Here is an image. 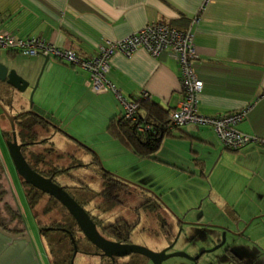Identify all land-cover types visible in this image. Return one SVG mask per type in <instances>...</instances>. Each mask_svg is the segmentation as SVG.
Here are the masks:
<instances>
[{
	"label": "crops",
	"instance_id": "obj_1",
	"mask_svg": "<svg viewBox=\"0 0 264 264\" xmlns=\"http://www.w3.org/2000/svg\"><path fill=\"white\" fill-rule=\"evenodd\" d=\"M202 4L205 7L200 10ZM0 18V28L14 36H42L80 57L94 54L98 42L122 38L150 21L162 20L176 28L190 29L199 53L197 76L203 82L198 111L222 115L250 107L236 128L260 142L233 150V155L239 164L236 173L249 177L254 184L251 191L264 194V0H0ZM42 61L41 55L0 49V62L29 82L27 89L19 92L0 81V103L10 114L31 108L52 122L32 126L38 140L48 136L41 139L45 143L41 147L53 152H64L75 145L89 152L109 148L131 155L135 161L141 159L108 133L109 122L122 116L121 103L112 92H93L84 70L52 57L39 75ZM110 63L106 77L126 98L142 97L146 91L149 100L165 110L175 108L180 101L179 66L172 54L153 57L138 48L129 57L115 53ZM139 112L144 114L142 109ZM3 130L0 120V133ZM219 146L227 149L211 127L185 124L171 129V135L163 137L157 151L146 158L174 166L189 161L194 167L191 172L204 176ZM91 156L94 162V154ZM88 160L81 164L92 163L90 157ZM107 168L116 173L121 169ZM230 205L244 221L241 214L264 212L261 208L243 212L235 202ZM230 220L232 224L235 218ZM9 233L26 237L27 231L23 227L22 232ZM0 235V264H60L68 253L65 249L57 260L40 230L38 238ZM236 254L249 264L243 255Z\"/></svg>",
	"mask_w": 264,
	"mask_h": 264
},
{
	"label": "rangeland",
	"instance_id": "obj_2",
	"mask_svg": "<svg viewBox=\"0 0 264 264\" xmlns=\"http://www.w3.org/2000/svg\"><path fill=\"white\" fill-rule=\"evenodd\" d=\"M0 120L4 130L9 132L10 124L4 114L1 115ZM72 139L76 138L72 137ZM44 144H36L30 149L39 151ZM63 146L65 148V145ZM68 149L64 152L56 149L58 153L51 152L47 158L52 164H59L62 168L68 166L65 177H60L59 181L80 186L76 194L79 193L80 197L88 200L87 208L98 224H101V231L105 235L110 233L104 231L103 226L113 224L117 218L122 216L131 224L140 216L141 223L132 230L126 243L142 245L152 250L163 248L168 239L165 238L162 227L148 217L151 206L158 202L168 212L174 213L172 208H175L179 220H183L182 216L185 217L183 224L172 227L173 233L178 238L171 246V252L183 251L194 256L202 250L214 247L217 236L221 238L223 225L229 226L230 229L243 230L245 236L226 233L224 244L203 253L197 262L182 256H171L163 260L162 264H237V261L226 251L227 247L243 255L249 264H264V212L255 216L248 213L241 214L246 218L244 221L237 216V210L230 205L235 202L243 212L256 208L264 211V194H255L251 191L254 184L249 181V177L236 173L239 164L236 162L237 157L233 155V150L219 146L217 149L219 151L214 154L206 173L200 176L199 172H191L194 167L189 161L174 166L158 162L153 157L135 161L131 155L109 148L101 152L95 150L89 152L75 145ZM92 153L97 156V162L91 161ZM89 157L92 163L81 165L82 160L89 162ZM107 166H117L121 169L116 173L110 171ZM100 171L112 172L122 182L118 190L119 203L115 204L113 209L100 208V199L93 196L89 190L98 192L101 188ZM18 179L0 133V221L10 229L19 230L24 227L28 238H38L40 226L38 227L36 220L41 226L68 221L67 211L41 192L35 205L30 208ZM233 217L235 221L231 224L230 219ZM40 231L58 256L57 260L65 249L68 251V256L70 255L72 246L64 230H52L47 233ZM73 232L79 246L82 245L85 239L82 233L75 228ZM158 235L163 238L159 240ZM101 262V257L81 252H77L73 260V264H101ZM141 264L153 263L143 258Z\"/></svg>",
	"mask_w": 264,
	"mask_h": 264
},
{
	"label": "built area",
	"instance_id": "obj_3",
	"mask_svg": "<svg viewBox=\"0 0 264 264\" xmlns=\"http://www.w3.org/2000/svg\"><path fill=\"white\" fill-rule=\"evenodd\" d=\"M204 7L205 4H202L200 10ZM138 48H143L153 57L168 52L179 66L181 99L177 106L169 111L170 128L185 124L207 125L212 128L218 142L231 150H239L249 143L260 142L256 136L243 133L236 128V125L246 117L249 106L222 115H203L198 111L203 82L197 76L196 63L199 53L190 29L176 28L162 20L150 21L122 38L98 42L94 54L80 57L74 50L60 47L42 36L17 37L0 28V49L28 56L48 55L79 67L87 73L92 91L112 92L121 103L124 120L135 122L137 130L143 131L150 126L139 120V103L141 99L149 100L150 94L143 91L142 97L126 98L106 77L111 68V57L115 53L129 57Z\"/></svg>",
	"mask_w": 264,
	"mask_h": 264
},
{
	"label": "water",
	"instance_id": "obj_4",
	"mask_svg": "<svg viewBox=\"0 0 264 264\" xmlns=\"http://www.w3.org/2000/svg\"><path fill=\"white\" fill-rule=\"evenodd\" d=\"M41 56H43V61L40 67L39 75L49 65L48 63L49 56L48 55H41ZM39 75L35 81V84L31 88V92L29 94L30 104L32 103V93L34 92L38 84ZM0 81L5 82L6 84L10 85L13 89L19 92H24L29 85V82L25 78L18 75L13 68H9L7 65H5L2 62H0ZM0 109L4 114V116L8 119L10 124L11 139L6 140L5 144L17 175L21 177L23 179V182H25L26 184L57 200L67 210L69 215L73 218L78 229L80 230L82 235L86 238V240L89 241L96 249L99 250L98 254L103 255L109 259H113L115 257H123L132 253H138L148 257L153 264H161L163 260L171 256H183L191 261H196L201 254L208 251H212L217 247H220L224 243L225 232H222L220 243H218L217 245H215L210 249L200 251L198 254L191 256L183 251H173L168 253L166 252L167 248L161 249L159 251H154L142 245L114 241L112 239L106 238L104 235L100 233V231L96 226V223L93 221L89 213L64 189V187L54 182L51 176L42 175L41 173L33 169L30 166V164L27 162L21 151L23 144L17 142L16 130H15L16 128L15 120L17 119V116H21L27 113H33L39 118L45 119L51 125L52 122L44 118L41 114H39L38 112L34 111L31 108L24 110L22 112H18L17 114H10L5 109V107L0 103ZM235 226L237 227L236 223ZM64 230L69 234L70 240L73 244V251L69 261V264H73L74 257L77 253V247L74 241L75 239L69 230L67 229ZM236 230L237 229H234V231ZM234 231L232 230L230 232L237 235L241 233V232L234 233ZM0 232L10 237H21V238L29 239L28 237H25V235L21 233L10 234L9 231L3 229L2 227H0Z\"/></svg>",
	"mask_w": 264,
	"mask_h": 264
},
{
	"label": "flooded vegetation",
	"instance_id": "obj_5",
	"mask_svg": "<svg viewBox=\"0 0 264 264\" xmlns=\"http://www.w3.org/2000/svg\"><path fill=\"white\" fill-rule=\"evenodd\" d=\"M0 112H1V114H3L1 110H0ZM18 120L19 119L17 118L15 121H18ZM44 122H46V120H44ZM15 130H16L17 142L23 144L22 148H21V151H22L25 159L27 160V162L30 164V166L33 169H35L36 171H38L42 175L51 176L52 180L54 182H56L57 184L63 186L64 189L89 213V215L91 216L93 221L96 223V226H97L98 230L100 231V233L102 235H104L106 238L112 239L114 241H120V242L129 241L130 233L132 232V230L139 223H141L140 216H138V218H136L135 221L132 222L131 224L122 216H121V218H117L115 220V222L113 223L114 227H115L114 232L112 234L105 235L104 232L101 231L102 230L101 224L100 225L98 224V221L96 220V218L94 217L92 212L89 210V208H87V205H86L87 203L86 202L88 200L84 199L83 197H80L78 195L79 193L76 194V191H78L77 188L80 187V186L79 185L75 186V185H71L69 183H65V182L63 183V182L59 181L60 177H63V176L65 177V173H67V171L66 172L65 171H61L62 167L59 164L55 165V164H52L49 161V158H47V156L50 155L51 152H53L51 150V148H48L46 146V147H42L41 150H39V151H35L33 149H30V147H33L36 144H40V143L42 144L41 139L47 140L48 136H45V137L41 138L40 140H38L37 137L33 133L34 131L29 132V131H26V130L20 128V127H16ZM1 136H2V140H4V141L11 139V130L9 132L8 131H6V132L2 131L1 132ZM63 168H65V170H66L68 167L65 166ZM18 178H19L18 179L19 185H20L21 189L23 190V187H24V185L22 183L23 179L21 177H19V176H18ZM27 187L31 188L30 190H32V191H38L35 188L30 187V185H28ZM105 188H106V186L103 183L101 189L98 192H102ZM73 190H75V192ZM118 190H119V188L116 190L117 191L116 193L119 195ZM43 194H45V193H43ZM47 196L50 199H52L53 201L59 203L53 197H51L49 195H47ZM97 197L100 199V202H101L99 207L104 209V210H106L107 208L113 209L114 205L119 203L118 202L119 201V197H118L117 200H113V201L108 200L107 197L103 196V193L99 194ZM173 212L174 213H171V212H168V211L164 210V208H162L161 204L157 202V203H155L154 205L151 206L150 212H149L150 216L148 215V217H150L149 220L156 221L157 224L162 227L163 232H164L163 234H164L165 238L168 239V242L165 243L166 246H164L161 249L167 248L166 252H168V253L171 252L170 248L176 242V240L178 238V236L175 233H173L172 227H175V225H176V227H178V224H183V220L185 218V217H183V218L181 217L183 220H179L178 219L179 218L178 217V213L174 209H173ZM34 218H35V216H34ZM35 220H36V218H35ZM36 222H37L38 227L40 226L39 227L40 230L44 231L45 233H47L48 231H52V230H58V229L64 230L65 229V227L59 226V225H56V224H49V225L41 226V225H39V222L37 220H36ZM62 228H64V229H62ZM124 228L126 230V233L123 232ZM221 230H222V232H225V235H226V233H231L230 231H232V230L234 231V229H230L229 226L225 227V225L222 226ZM64 232H66V231L64 230ZM235 232H241L239 235L235 234L237 236H241V237L244 236L243 230H236V231H234V233ZM221 236H222V233H221ZM157 238L160 240L163 237L160 238L159 235H158ZM85 239H84L83 244L82 245L80 244V246H79L78 242L74 240L75 244H76V247H77V252L99 256V257H101V260H102L101 264H141L143 262V258L149 259L148 257L143 256V255L138 254V253H132V254H129V255H126V256H123V257H115L113 259H109V258H107V257H105L103 255L98 254L99 250L96 249L89 241H87ZM220 241H221V238H219L217 236V238L215 239V242H216L215 245L220 243ZM71 246H72V251H73L72 242H71ZM161 249H159V250H161ZM159 250H154V251H159ZM72 251H71V254H72ZM226 251H228L230 253V255L237 261V264H246V262L244 260L239 259L238 255L235 253L236 251L233 252L228 247L226 248ZM70 258H71V256H70ZM198 259L196 261H194V262H197ZM69 261H70V259H69Z\"/></svg>",
	"mask_w": 264,
	"mask_h": 264
},
{
	"label": "trees",
	"instance_id": "obj_6",
	"mask_svg": "<svg viewBox=\"0 0 264 264\" xmlns=\"http://www.w3.org/2000/svg\"><path fill=\"white\" fill-rule=\"evenodd\" d=\"M139 109H142L144 113L142 114L138 110L139 120L149 124L150 126L149 129L139 131L136 128L135 122L126 121L124 120L123 116H120L119 118L118 117L114 118L109 122L107 126V130L112 137L116 138L129 151H131L140 158H146V157H151L157 151L163 137L171 135V129L173 128H170V123H171L169 118L170 110H165L162 107L158 106L156 103H153L147 99L140 100ZM18 119H19L18 121H15V126L20 127L29 132L33 131L32 129L33 125L44 123V121H42L40 118L36 117L32 113L24 114L18 117ZM3 132L6 131L3 130ZM34 135L36 136L35 133ZM93 161L97 162V156L95 154ZM61 171H65V168H62ZM101 175L103 178V183L106 186V188L102 192H94L91 189H89L90 192L93 194V196H98L99 194L103 193V196L107 197L108 200L110 201L117 200L119 195L116 193L117 192L116 190L119 188L120 185H122V182L109 171H102ZM22 183L24 185L23 190L25 193L26 200L29 204V207L32 208L37 202L40 191H32L30 190L31 188L27 187L28 186L27 184H25L23 181ZM67 215L69 218L68 221L64 223H56V225H61L65 227V229L69 230L76 241L73 228H75L76 231L78 232H80V230L78 229L73 218L69 214ZM0 227L13 233H18L23 231V228H20L19 230L10 229L6 227L1 221H0ZM103 230L108 231L110 234H112L115 230L114 224L110 223L107 224L106 226H103ZM123 232L126 233L125 228ZM67 235L69 236L68 233ZM69 254H70L69 256L67 254L64 261L60 264H69L71 252Z\"/></svg>",
	"mask_w": 264,
	"mask_h": 264
}]
</instances>
